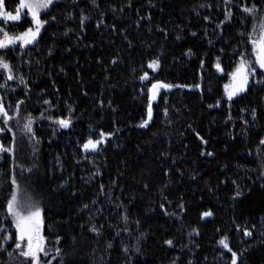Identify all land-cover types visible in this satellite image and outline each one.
<instances>
[{"label": "trees", "instance_id": "1", "mask_svg": "<svg viewBox=\"0 0 264 264\" xmlns=\"http://www.w3.org/2000/svg\"><path fill=\"white\" fill-rule=\"evenodd\" d=\"M4 2L14 12L19 0ZM253 4L254 15L241 10ZM262 16L264 0H58L33 46L0 50L27 85L0 70V103L16 116L0 132L13 148L0 152V264H20L6 212L13 178L41 208L43 264H231L224 237L237 264H264V77L224 95L240 54L253 59L248 33ZM156 82L173 87L140 127ZM29 114L36 139L23 130ZM100 131L111 135L83 151Z\"/></svg>", "mask_w": 264, "mask_h": 264}, {"label": "snow or ice", "instance_id": "2", "mask_svg": "<svg viewBox=\"0 0 264 264\" xmlns=\"http://www.w3.org/2000/svg\"><path fill=\"white\" fill-rule=\"evenodd\" d=\"M93 4H95V0H92ZM225 4H228L230 0H224ZM53 4V0H19V3L15 7V11H10L6 8L4 0H0V19H2L6 24L7 22H19L22 19V13L30 16L31 25L25 31L20 32L18 35H10L9 32L4 28L0 27V49H8L9 46L19 45L20 48H24L26 45H30L37 39V37L41 33V29L47 23V21L41 19V13L44 10H47L50 5ZM257 6L253 4L251 7L241 6V10L249 15H254L256 12ZM26 10V13H24ZM232 11L229 9L225 12V20L231 17ZM55 19V17H53ZM85 17L81 18V24L83 25ZM207 20L208 17H205ZM223 23V21L221 22ZM195 35V33L193 34ZM251 45V57L250 58L245 53L240 54L239 61L235 64L234 69L228 73L229 83L224 85L225 94L227 99L231 101L234 96L238 93L244 92L247 90V86L249 84L250 77H254L258 75V70L260 73H264V16L260 18L258 31L257 26L254 25L253 29L250 33H248V41ZM190 51V50H189ZM219 60V57H217ZM203 61H201V66L203 67ZM157 66V61H151L148 64L149 68L155 69ZM215 67L217 71H223L220 63H216ZM0 70L5 73V78L7 81H11L13 79H18L20 84H25V80L23 76H14L13 66L5 59L4 56H0ZM140 79L146 80L148 79V74L145 73L140 77ZM259 83H264V81H258ZM5 85L0 84V88H3ZM173 85L165 84L162 82L153 83L151 88L149 89V97H148V108L147 115L148 119L143 120L139 125L140 127H145L149 120L152 118V100L155 99L156 93L161 88H171ZM175 87H181V85H175ZM199 87V85H196ZM23 101L17 102V109H19V105L22 104ZM44 104H49V101L45 100ZM219 105V101L217 102V106ZM212 107V105H209ZM71 111V109H69ZM43 116V113L41 114ZM253 119L256 117V110H252ZM0 117L3 119L4 127H0V132L7 130L8 132H12L13 129L9 127V121L15 119L16 116L10 115L9 112L5 109L3 103H0ZM51 119V117H48ZM54 124H58L60 128H68L71 124L70 118H61L53 121ZM33 118L29 114L25 118V122L23 123L24 132L30 134V139H36L33 134ZM111 133H105L100 131L99 139H93L91 136L82 144V150L87 151H96L98 145L104 143L106 137L110 136ZM38 142V141H37ZM261 144H264V139H261ZM13 148L11 146L5 147L0 144V152H12ZM211 155V153H208ZM30 170V169H29ZM264 175V172L261 173ZM13 191L11 193L10 198L6 204V212L7 216L11 217L13 226L15 228V249L18 250V253L21 257L25 258V261L28 264H43L41 260V255L47 257L49 255L46 246H45V238L41 234V226L43 223V219L41 216V208L31 199V197L20 198L18 196V185L15 178L12 179ZM237 195H240L238 192ZM87 207V205H85ZM163 207V206H162ZM203 216H210L211 212H205L202 214ZM91 231H97L95 228L90 229ZM245 236L251 235V233L247 230L244 231ZM11 238L10 235H5L3 237L4 241H7ZM59 242V237L57 238ZM22 242H26L23 243ZM169 245L172 244V241H166ZM219 245H221L224 249L231 252V264H237V253L232 252L229 244L227 243V237H224L218 241ZM108 247H111V243H109ZM0 250H3V242H0ZM56 255L59 256L61 253V249L57 248ZM125 252L128 251L127 248L124 249ZM9 256L12 253H8ZM55 259V257H53ZM46 264H52L51 260H48ZM63 264V262H61Z\"/></svg>", "mask_w": 264, "mask_h": 264}, {"label": "rangeland", "instance_id": "3", "mask_svg": "<svg viewBox=\"0 0 264 264\" xmlns=\"http://www.w3.org/2000/svg\"><path fill=\"white\" fill-rule=\"evenodd\" d=\"M58 0H53V3H55V2H57ZM51 6V5H50ZM50 6H49V8H50ZM48 8V9H49ZM47 9V10H48ZM47 10H44L42 13H41V16L43 15V13H45ZM24 13H26V10H24ZM23 19H27V20H29L30 21V23H31V19H30V16H27L26 14H23L22 13V19H21V21H23ZM21 21H19V22H12V21H10V22H7V24L2 20V19H0V22H3L4 23V26H1L0 25V27H4L8 32H9V34L10 35H18L20 32H15L14 33V30H10V28L9 27H7V25L8 24H19ZM30 26H32V25H30ZM42 31H43V28L41 29V33H42ZM23 32V31H22ZM41 33H40V35H41ZM0 35H2V34H0ZM40 35L37 37V39L35 40V41H33V43L32 44H30V45H26L25 47H31V46H33L35 43H36V41L38 40V38L40 37ZM17 46H19L18 44L17 45H12V46H9V48L8 49H11V48H15V47H17ZM0 50H7V49H0ZM253 59H254V57H253ZM258 72H259V70H258ZM262 75H263V77H264V73H261ZM256 78V76H254V77H250V79H255ZM230 81L228 80V82H227V84L229 83ZM249 85V84H248ZM170 90V88H161V89H159V91L156 93V96L161 92V91H169ZM245 92V91H244ZM244 92H241V93H238L236 96H234L233 97V99H235L237 96H239V95H241V94H243ZM224 95H225V98L227 99V96H226V94H225V89H224ZM155 96V97H156ZM263 99H264V95H263ZM228 100V99H227ZM63 129H65V128H63ZM17 192H18V196L20 197V198H25V197H28L27 196V194L25 193V192H23V191H21L19 188L17 189ZM9 218V220L11 221V223H12V219H11V217H8ZM12 225H13V223H12ZM13 228H14V226H13ZM14 231H15V228H14ZM23 243H26V242H22V244ZM16 256L20 259V264H23V262H26L25 261V258H23V257H21L20 255H19V253H18V250H16ZM24 264H26V263H24Z\"/></svg>", "mask_w": 264, "mask_h": 264}]
</instances>
